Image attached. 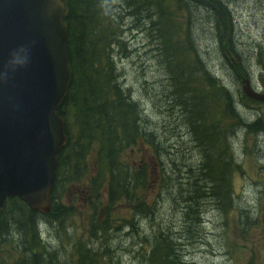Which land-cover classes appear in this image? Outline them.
I'll use <instances>...</instances> for the list:
<instances>
[{"label":"trees","instance_id":"obj_1","mask_svg":"<svg viewBox=\"0 0 264 264\" xmlns=\"http://www.w3.org/2000/svg\"><path fill=\"white\" fill-rule=\"evenodd\" d=\"M64 2L73 79L58 111L65 118L69 140L58 158L51 211L40 213L14 197L0 212V264H192L188 258L195 254L201 241L195 237L204 224L200 207H211L217 199L227 219L234 207L244 212L234 205V195L238 200L242 196L235 191L233 175L242 174L247 166L254 175L263 169L259 166L257 170L255 162L260 161L257 131H264V101L250 98L242 90L246 78L255 88L262 85L254 84V76L240 63L235 49L237 15L227 0H117L120 8L112 0ZM205 12L212 24L208 33L233 67L235 87L241 84L239 95L222 75L211 72L206 51L198 43L208 37L202 29L195 32L197 15ZM127 17L136 23L146 20L145 27L157 43L161 71L168 78L166 92L160 96L166 94L161 101L167 104L171 126L187 130L185 138L192 135L199 145L192 148L187 143L192 159L190 177H200L188 187V198L180 201L185 204L183 209L178 203L179 211L189 213L191 234L186 230L179 234L171 217L165 220L160 212L161 203L175 191L177 195L182 188L177 184L184 181L183 171L178 174L171 168L168 173L164 155L170 150L160 134H172L171 139L176 140L179 129L158 121L152 123L153 130L148 128L141 104L126 82L120 81L122 72L115 53L126 52L129 45L124 35ZM259 56L264 66L262 50ZM236 98L256 112L257 122L242 121ZM241 126L252 131L239 133L236 155L238 147L233 148L230 136ZM181 140L185 141L184 136ZM71 190H75V206L66 202ZM248 218L249 223L246 217L239 218V238L255 234ZM142 220L146 227L148 224V233ZM53 224L61 227L60 249L44 240V230ZM118 233L131 240L129 245L124 240L113 243L112 236ZM250 248L253 254L248 258L253 264L257 257L255 247ZM234 252L231 256L239 264L244 256Z\"/></svg>","mask_w":264,"mask_h":264},{"label":"rangeland","instance_id":"obj_2","mask_svg":"<svg viewBox=\"0 0 264 264\" xmlns=\"http://www.w3.org/2000/svg\"><path fill=\"white\" fill-rule=\"evenodd\" d=\"M227 1L230 2V7L233 13L237 15L234 36L235 49L244 59V67L250 70L251 74L254 76L255 79L252 78L254 84L262 85L259 88L264 90V83L262 82L264 81L262 80L264 79V71H262V67L264 66L258 58L260 57L259 50L263 51L264 57V0ZM112 5L120 8L117 0H112ZM221 10H223V8L215 10V12ZM207 12H205V14L197 15L195 32L202 29L208 37L204 41L201 39L197 42L206 51L205 58L207 63L210 64L211 72L216 75H222L225 81L232 86L234 84L233 89L235 90V93L239 95L238 91L241 84L238 82V89L235 87V80L232 75L234 73L235 77V71L233 72V67L229 64L226 57L224 56V59L220 54V47L217 41L215 42L212 39L213 34L208 33L212 24L206 16ZM145 21L136 23L129 17L125 19L126 26L124 35L129 44L128 47H126L128 51L126 50V52H124L122 50L120 53H115V61L118 62V66L122 72V75H120V81L126 82V88L132 90V96L141 104L144 110L145 119L148 120V128L153 130L152 123L155 124V122L158 121L159 123H163L173 129H177L175 124L171 126L172 118L168 111L169 109H167V104L165 105V103L161 101L162 98L164 99L166 96V94H164V96L160 95H162V91L166 92L164 85L168 82V78L163 75V72L161 71L162 68L160 67V61L157 58V52L155 51L157 43L152 38L151 32L147 31L145 27L147 24L144 23ZM147 21L150 22L149 19ZM153 31L156 33L155 30ZM224 37L226 38V36ZM127 53H129L128 56H126ZM221 63L227 65L229 72L224 71L226 69H222ZM244 109L252 120L257 119V116L255 115L256 112L245 107ZM148 113L151 116H149ZM261 114V116L264 117V105L261 109ZM169 130L171 131V129ZM250 130L251 129H242L240 131V129H237L230 136L233 148L238 147V151L235 149L236 155H238L240 151L239 145L237 144V140L240 137L239 133L242 134ZM185 131L187 132V130ZM163 135L164 134L161 133L160 138L164 141V146L170 150L168 155H164L167 161V171L169 174H171L169 172V170L171 171V168L177 170L178 174L180 171H183L184 175L182 176V179L184 181L181 184H177V188L182 186L177 195L175 191L172 195H169L168 201H164L163 199L164 202L161 203L160 207L161 216L165 220L171 217V223L176 227L179 234L181 230H186L191 234V229L193 227L187 222L190 219L189 213L187 214L186 211H179L178 203L183 209L185 204L180 201L188 198V187L200 177L197 176L192 178L190 176L193 173L189 172L192 170L189 165L192 159H189L191 158V148L188 147L187 142H190L189 144L192 148H194V145L191 143L189 135L186 136L187 142L182 140L179 141L180 136L175 140L171 139V137H173L172 134L170 137ZM257 151L262 164L258 163L260 161L257 160V162H255L256 169L259 170V166H263V169L261 168V170H259L258 175H254L251 167L249 168L248 166L242 174L237 172L233 175L235 191L242 196L241 199L238 200L237 196L234 195V205L239 206L245 211H247L249 207L253 209L248 215L253 225L251 231L253 230L255 234H252L250 238H239V218L244 216L246 217V222L249 223L248 215H238L236 210L238 211L239 209L234 207V209L230 210L228 213L230 219H227L226 214L223 212V208L219 205V201L214 199L211 207L205 209L200 207L204 213V219L202 220L204 224H201L198 234L195 237V240H201L200 243H198L196 251H194L195 254H190V257L188 258L192 264H236L234 257L231 256L232 252L233 255H235L234 251L236 250L238 256H240V254L244 256V258L238 263L250 264V258L248 257H251L253 254L250 250V247L252 246L255 247L252 250H255L257 257L253 264H264V141L261 138L260 144L257 146ZM137 156L139 157V155ZM197 158L198 157L196 156V159ZM194 160L195 159H193V161ZM74 196L75 190L69 191L66 202L74 204ZM155 196L156 194L151 197L154 198ZM186 205L190 206L189 204ZM78 220L79 222H83L79 215ZM229 220H231V223H229ZM141 226L147 228L146 233L149 232L148 224L147 227L145 226V220H142ZM229 226H231L230 229H228ZM128 230H130V228H125V231ZM179 234L177 235L178 238L181 237ZM61 235L60 224H53L49 229H45L43 232L44 240L55 246L56 249H60L62 242ZM112 237L115 238L113 242L114 244H120V242L125 239V236L120 233L115 234ZM130 242V239L124 240V245L127 246ZM234 245L238 248L235 249ZM195 246H197V244H195ZM242 246L245 248H240ZM190 249L191 248H189V250ZM62 250L63 249L60 251Z\"/></svg>","mask_w":264,"mask_h":264},{"label":"water","instance_id":"obj_3","mask_svg":"<svg viewBox=\"0 0 264 264\" xmlns=\"http://www.w3.org/2000/svg\"><path fill=\"white\" fill-rule=\"evenodd\" d=\"M64 0H0V212L10 198L51 211L68 143L59 106L73 75ZM243 93L264 101L244 79Z\"/></svg>","mask_w":264,"mask_h":264},{"label":"flooded vegetation","instance_id":"obj_4","mask_svg":"<svg viewBox=\"0 0 264 264\" xmlns=\"http://www.w3.org/2000/svg\"><path fill=\"white\" fill-rule=\"evenodd\" d=\"M239 55V54H238ZM234 56H235V54H234ZM239 57H240V63L242 64L243 62H242V58H241V56L239 55ZM221 66H222V69H226V70H224V71H226V72H229V69H228V67H227V65L225 64V63H221ZM233 70V69H232ZM233 72H234V70H233ZM233 76H234V73L232 74ZM225 80V79H224ZM229 85H231V84H229ZM232 86V85H231ZM232 88H233V86H232ZM234 90V89H233ZM234 92H235V90H234ZM235 106H236V108H237V110H238V112L240 113V115H241V119H242V121L244 122V123H246V124H252V123H255V122H257L258 121V119H255V120H252L251 118H250V116H248L247 115V112H246V110H244L243 112H240V110H239V108H243V107H246L247 105H246V103H244L241 99H238V98H236L235 99ZM179 128H177L176 130H178ZM242 130V128H240V131ZM179 132H180V136H184V140L186 141V138H185V135L187 134V132L185 131V129H179ZM235 132V131H234ZM257 135H258V137H260V138H264V131H262V130H260V131H257ZM190 137H191V143L194 145V147H198L199 145L197 144V142L193 139V137H192V135H190ZM193 141V142H192ZM187 142V141H186ZM188 143V142H187ZM253 209L251 208V207H249L248 209H247V211H241V210H238L240 213H242V214H250V212L252 211ZM249 216V215H248Z\"/></svg>","mask_w":264,"mask_h":264},{"label":"bare ground","instance_id":"obj_5","mask_svg":"<svg viewBox=\"0 0 264 264\" xmlns=\"http://www.w3.org/2000/svg\"><path fill=\"white\" fill-rule=\"evenodd\" d=\"M228 54L231 55L230 52H228ZM208 66H209V65H208ZM262 82L264 83V81H262ZM245 108H247V109H251V107H250L249 105H247ZM239 110H240V112H243L245 109H244V107H243V108H241V109L239 108ZM246 112H247V111H246ZM241 128L244 129V130H246V128H245L244 126H241ZM239 129H240V128H239ZM193 139H194V138H193ZM192 142H193V141H192ZM189 143H190V142H189ZM189 143H188V144H189ZM234 201H235V198H234ZM236 203H237V202H236ZM51 207H52V205H51ZM203 219H204V218H203ZM203 219H202V220H203Z\"/></svg>","mask_w":264,"mask_h":264}]
</instances>
